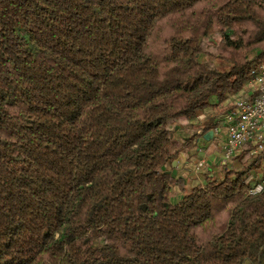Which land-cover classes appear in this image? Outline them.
Masks as SVG:
<instances>
[{
  "label": "trees",
  "instance_id": "16d2710c",
  "mask_svg": "<svg viewBox=\"0 0 264 264\" xmlns=\"http://www.w3.org/2000/svg\"><path fill=\"white\" fill-rule=\"evenodd\" d=\"M263 62L264 0H0V264H264V146L165 174Z\"/></svg>",
  "mask_w": 264,
  "mask_h": 264
},
{
  "label": "crops",
  "instance_id": "0c3cea01",
  "mask_svg": "<svg viewBox=\"0 0 264 264\" xmlns=\"http://www.w3.org/2000/svg\"><path fill=\"white\" fill-rule=\"evenodd\" d=\"M244 90H246V88ZM229 106L230 103L228 104L227 102L219 106V108L222 111L224 110V112L218 115L215 123L213 124V127L216 129V133L207 131L204 134L198 135L199 130L191 129L190 127L193 126V123H190L185 118H179L174 122L172 126L174 134L173 137L179 143L181 150L172 161L171 165L165 167V172H168L176 179L182 180L184 186L197 184L203 185L206 182L207 175L210 178L221 180L219 177L223 174L222 170L227 163L221 153L222 144L226 140L223 117L228 111ZM194 133H197V136L193 137ZM246 145H244V147ZM248 154H254L253 150L248 152L243 150L241 147L233 153V156L240 159L247 158ZM202 159H204L205 163L203 167L198 168L197 163ZM228 163H230V165L233 164V162ZM254 173L256 174L257 171ZM182 194L181 189L178 186H174L169 196L170 201L173 203L177 202L182 197Z\"/></svg>",
  "mask_w": 264,
  "mask_h": 264
},
{
  "label": "built area",
  "instance_id": "2783aa9c",
  "mask_svg": "<svg viewBox=\"0 0 264 264\" xmlns=\"http://www.w3.org/2000/svg\"><path fill=\"white\" fill-rule=\"evenodd\" d=\"M199 116L197 118H199ZM223 122L226 140L222 144L221 151L225 161L230 159L236 150L246 144L252 145L254 153H257L263 148L264 62L251 70L246 90L233 97L228 111L223 117ZM207 125L208 123H204L201 129H205ZM209 131L211 133H216L215 127H211L208 132ZM204 163V159L200 160L197 163V167H203ZM263 189L264 181H260L246 189L245 195H256Z\"/></svg>",
  "mask_w": 264,
  "mask_h": 264
},
{
  "label": "rangeland",
  "instance_id": "374dc122",
  "mask_svg": "<svg viewBox=\"0 0 264 264\" xmlns=\"http://www.w3.org/2000/svg\"><path fill=\"white\" fill-rule=\"evenodd\" d=\"M217 42H218L217 38H209V39L204 40V44L207 46V49L210 52H212L214 50V46L217 44ZM215 62H216L215 60H213V61L211 60L212 65H214ZM231 101H232V99L230 101H228L227 103L229 104ZM221 111L222 110L218 107V108H215L213 110V112H208L206 114L200 115L199 118H197V120L193 122V126L190 128L194 129V130L195 129L199 130V132H200L202 130L201 126L204 123H208L210 121V119H212V118L216 119L218 117V115L222 114ZM242 149L245 151H248V152L250 150H253L251 145H246L245 147L243 146ZM232 156L230 157V159L227 160L226 166L222 170L223 174L221 175V177H219V179L223 178L224 173L227 170H238V169H242L243 167L247 166L248 163H250L252 158L254 157V154H248L247 158H240V159L235 158V156H233L234 157L233 158ZM228 162H233V164L230 165V163H228ZM254 172H255L254 170L250 172V178H249V180L251 182L250 184L252 186L255 185L256 183H258L259 181H262V180L264 181V160L261 162L260 168L257 170V173L255 174Z\"/></svg>",
  "mask_w": 264,
  "mask_h": 264
},
{
  "label": "water",
  "instance_id": "95a60500",
  "mask_svg": "<svg viewBox=\"0 0 264 264\" xmlns=\"http://www.w3.org/2000/svg\"><path fill=\"white\" fill-rule=\"evenodd\" d=\"M165 174H169L168 172H165Z\"/></svg>",
  "mask_w": 264,
  "mask_h": 264
}]
</instances>
